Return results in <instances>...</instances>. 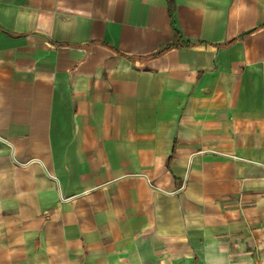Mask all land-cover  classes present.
<instances>
[{
    "label": "crops",
    "instance_id": "0c3cea01",
    "mask_svg": "<svg viewBox=\"0 0 264 264\" xmlns=\"http://www.w3.org/2000/svg\"><path fill=\"white\" fill-rule=\"evenodd\" d=\"M0 264H264V0H0Z\"/></svg>",
    "mask_w": 264,
    "mask_h": 264
},
{
    "label": "trees",
    "instance_id": "16d2710c",
    "mask_svg": "<svg viewBox=\"0 0 264 264\" xmlns=\"http://www.w3.org/2000/svg\"><path fill=\"white\" fill-rule=\"evenodd\" d=\"M172 46H173V45H168V46L163 47V48L159 51V53L165 51L166 49H168V48H170V47H172Z\"/></svg>",
    "mask_w": 264,
    "mask_h": 264
}]
</instances>
